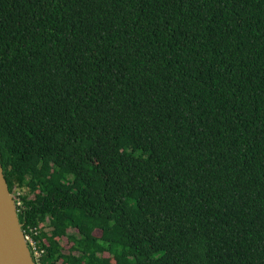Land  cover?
<instances>
[{
  "label": "trees",
  "instance_id": "1",
  "mask_svg": "<svg viewBox=\"0 0 264 264\" xmlns=\"http://www.w3.org/2000/svg\"><path fill=\"white\" fill-rule=\"evenodd\" d=\"M0 164L35 264H264V0H0Z\"/></svg>",
  "mask_w": 264,
  "mask_h": 264
},
{
  "label": "water",
  "instance_id": "2",
  "mask_svg": "<svg viewBox=\"0 0 264 264\" xmlns=\"http://www.w3.org/2000/svg\"><path fill=\"white\" fill-rule=\"evenodd\" d=\"M0 264H35L0 164Z\"/></svg>",
  "mask_w": 264,
  "mask_h": 264
},
{
  "label": "rangeland",
  "instance_id": "3",
  "mask_svg": "<svg viewBox=\"0 0 264 264\" xmlns=\"http://www.w3.org/2000/svg\"><path fill=\"white\" fill-rule=\"evenodd\" d=\"M17 194H18V193L15 192V195H17ZM12 196H14V195H12ZM45 230H47V228H45ZM94 234H95V236H98V235L100 234V232H99V231H95ZM61 244H62V246H63V251H64V252H67V250H68V248H69V246H70V243H68V242L66 241V239H64V240L61 241ZM104 256H107V254H104Z\"/></svg>",
  "mask_w": 264,
  "mask_h": 264
},
{
  "label": "built area",
  "instance_id": "4",
  "mask_svg": "<svg viewBox=\"0 0 264 264\" xmlns=\"http://www.w3.org/2000/svg\"><path fill=\"white\" fill-rule=\"evenodd\" d=\"M19 203H17V205H18ZM25 238H26V240L27 241H29L30 242V244H31V241H30V239L27 237V236H25Z\"/></svg>",
  "mask_w": 264,
  "mask_h": 264
},
{
  "label": "clouds",
  "instance_id": "5",
  "mask_svg": "<svg viewBox=\"0 0 264 264\" xmlns=\"http://www.w3.org/2000/svg\"><path fill=\"white\" fill-rule=\"evenodd\" d=\"M14 198V197H13ZM16 205H17V203H16ZM27 243H28V241H27Z\"/></svg>",
  "mask_w": 264,
  "mask_h": 264
}]
</instances>
